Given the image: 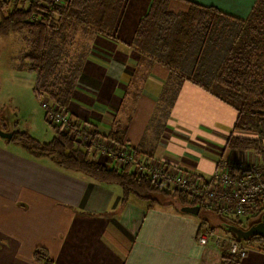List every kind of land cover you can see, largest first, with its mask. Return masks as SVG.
<instances>
[{"label":"crops","instance_id":"obj_1","mask_svg":"<svg viewBox=\"0 0 264 264\" xmlns=\"http://www.w3.org/2000/svg\"><path fill=\"white\" fill-rule=\"evenodd\" d=\"M255 1L176 0L172 6L184 10L194 2L244 19ZM150 3L127 0L111 37L77 36L86 58L68 108L72 118L100 134L118 132L153 161L195 176L211 175L221 154L261 164L252 152L222 150L234 110L134 50L137 23ZM209 140L219 141L210 143L220 154H206L201 142ZM18 149L0 147V264H39L37 247L52 264H223V247L196 243L207 230L198 215L134 197L122 204L119 187L62 172ZM239 264H264V252L249 247Z\"/></svg>","mask_w":264,"mask_h":264},{"label":"trees","instance_id":"obj_2","mask_svg":"<svg viewBox=\"0 0 264 264\" xmlns=\"http://www.w3.org/2000/svg\"><path fill=\"white\" fill-rule=\"evenodd\" d=\"M126 1L0 0V39L22 37L25 49L20 54V69L34 74L32 91L41 106L46 103V108L42 107L44 120L54 133L49 142L42 143L27 132L16 131L13 122V136L4 142H15L31 158L49 159L62 172L119 187L122 204L131 197L146 201L148 206L171 205L172 199L182 214L186 213L180 211L181 207H198L206 231L219 229L264 252L263 237L243 241L224 229H248L261 220L264 207L257 208L259 218L249 223L227 218L216 209L206 211L202 198L166 189L136 171L142 158L148 162L152 158L122 142L121 134H100L92 124L78 123L68 111L86 58L77 36L111 37ZM175 1L151 0L137 23L132 47L165 68L174 80L190 82L234 110L235 122L222 150L252 152L261 161L256 165L262 166L264 176V0H256L244 19L194 2L183 4L184 10L177 9L172 6ZM79 48L83 55L77 54ZM50 109L66 116L67 126L53 124L48 119ZM101 139L110 141L107 153L112 156H97L93 145H100ZM127 148L132 161L124 164L118 153ZM221 256L223 264H239L243 258L224 247ZM33 259L39 264H52L41 247L34 250Z\"/></svg>","mask_w":264,"mask_h":264},{"label":"built area","instance_id":"obj_3","mask_svg":"<svg viewBox=\"0 0 264 264\" xmlns=\"http://www.w3.org/2000/svg\"><path fill=\"white\" fill-rule=\"evenodd\" d=\"M42 107L45 109L46 103L42 104ZM50 110L48 119L53 124L67 126L66 116ZM104 153L102 156L98 145L97 154L100 159L113 155L111 152ZM118 155L124 164L132 161L131 150L128 148L119 151ZM135 170L147 174L154 183L166 189H177L189 196L202 198L206 210L216 209L227 218L255 222L260 216L256 214L257 208L264 207V176L261 165L230 162L220 155L217 156L211 175L199 177L184 169L170 168L162 162H148L146 158H142ZM196 243L200 246H221L240 257H244L249 251L247 244L236 241L219 229L199 234Z\"/></svg>","mask_w":264,"mask_h":264},{"label":"rangeland","instance_id":"obj_4","mask_svg":"<svg viewBox=\"0 0 264 264\" xmlns=\"http://www.w3.org/2000/svg\"><path fill=\"white\" fill-rule=\"evenodd\" d=\"M24 49L25 43L19 35H13L10 39H0V130L7 132L9 125L13 127V122H16V131L27 132L37 141L47 143L52 139L54 133L44 120L41 101L35 98L32 91L34 74L20 69V54ZM68 50L73 52V48L70 46ZM44 102L46 101L44 100ZM3 111H7V114L4 115ZM210 142L218 143L219 141H202L201 146L205 149L206 154L213 152L220 154L221 152L216 150L218 147ZM109 145L110 141L101 139L99 148L103 153L102 156L105 155L104 151H108ZM17 146L15 142L0 141V147L10 151H20ZM94 149L97 151L98 145H94ZM200 153H204L202 149ZM169 201L171 205L177 204L175 200L169 199ZM219 231L221 232V230Z\"/></svg>","mask_w":264,"mask_h":264},{"label":"water","instance_id":"obj_5","mask_svg":"<svg viewBox=\"0 0 264 264\" xmlns=\"http://www.w3.org/2000/svg\"><path fill=\"white\" fill-rule=\"evenodd\" d=\"M14 128L9 125V131L4 132L0 130V139L3 141L11 140L13 136ZM180 211L186 214H193L195 216L198 215L199 208L198 207H181ZM231 234H233L237 239L247 241L251 237H263L264 238V215L261 220L250 226L248 229H242L236 226H227L224 228Z\"/></svg>","mask_w":264,"mask_h":264},{"label":"flooded vegetation","instance_id":"obj_6","mask_svg":"<svg viewBox=\"0 0 264 264\" xmlns=\"http://www.w3.org/2000/svg\"><path fill=\"white\" fill-rule=\"evenodd\" d=\"M8 127V124L6 125V128Z\"/></svg>","mask_w":264,"mask_h":264}]
</instances>
